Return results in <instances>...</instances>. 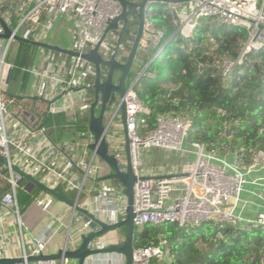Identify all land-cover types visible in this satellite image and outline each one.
Here are the masks:
<instances>
[{
	"label": "built area",
	"instance_id": "2783aa9c",
	"mask_svg": "<svg viewBox=\"0 0 264 264\" xmlns=\"http://www.w3.org/2000/svg\"><path fill=\"white\" fill-rule=\"evenodd\" d=\"M167 5V10L162 16L166 18L168 13L172 15L176 24L173 35L178 34L184 39L193 37L200 18H210L222 25L244 28L247 31V37L238 55L224 57L217 63L224 81L230 78L239 65L246 62L249 55L264 54V0H191ZM121 12L122 6L118 0H0V16L12 31L9 38L0 37V154L52 188L64 185L76 190L79 195L86 193V206L82 207L102 219L109 217L114 221L125 217L128 200L124 187L119 182L100 187L97 197L92 194L94 188L86 186L87 181L97 179L99 170L103 168L100 157L93 152L91 156L87 154L89 145L94 141L90 131L68 134L64 141L55 144L44 128H34L9 109L8 105L12 100L7 96L6 90L15 66L9 60V49L17 42L15 36L35 42H47L46 37L57 17L68 15L76 23L73 46L69 49L84 54L94 49L108 23L120 16ZM152 16L154 15L149 14L146 20L140 50L148 51L152 48L154 51L144 70L132 84L129 83L124 97L132 166L137 176L134 185L135 227L166 223H176L181 227L196 226L206 221L235 223L241 227L247 224L264 226L263 212L254 219H247L239 208L248 182L247 176L258 164H264V151L257 152L252 163L243 168L237 160L230 161L226 155L208 147L207 144L192 141L190 145L196 158L183 174L155 179L143 171L142 149L159 147L182 151L193 126V118L189 114H158L156 126L150 129L151 110L135 90L137 81L143 75H151L148 72L150 63L161 54L173 36L167 37L165 29L157 27L151 19ZM130 30V35L134 37L135 27ZM2 33L4 27L0 23V34ZM118 39V32L109 34L102 42L100 52L105 58H110L116 53V58L124 62L133 40H122L118 45ZM39 48V64L26 69L34 77L33 90L26 96L49 101L58 93L63 99V112H72V103L75 100L86 101L90 107L92 97L88 95L95 79L93 63L81 55L70 56ZM260 67L264 80V58L260 60ZM25 101L18 103L19 110L26 109ZM29 107L34 108V105L31 103ZM50 111L58 112L52 104ZM73 113L70 120L75 122L80 117L78 112ZM27 114L34 119L32 114ZM114 118L111 117L109 125ZM109 142L110 146L118 150L116 154L124 166L126 158L122 152L125 150V141L114 138ZM5 169L9 170L8 174ZM79 170L83 175L80 179ZM25 179L9 165L0 164V185L9 182L13 188L12 193L8 194L1 204L14 207L18 218L20 210L16 188ZM177 184H183L184 188L178 190ZM177 191L182 193L173 197V193ZM261 196L264 198V193H261ZM51 197L50 193L45 192L43 196L38 195L35 201L42 204ZM90 225L91 221L86 220L85 227ZM46 241L43 239L38 242L36 255L43 252ZM153 259H169L167 238H163L159 245L134 248L133 264H151ZM36 264L52 263L38 261ZM104 264L113 263L107 261Z\"/></svg>",
	"mask_w": 264,
	"mask_h": 264
},
{
	"label": "trees",
	"instance_id": "16d2710c",
	"mask_svg": "<svg viewBox=\"0 0 264 264\" xmlns=\"http://www.w3.org/2000/svg\"><path fill=\"white\" fill-rule=\"evenodd\" d=\"M166 10L164 4L161 5L157 12L151 13L154 15L151 19L170 37L176 24L171 14L166 18L162 16ZM130 32L129 28L123 41L133 40ZM246 37L244 28L225 26L210 18L199 19L192 38L184 39L174 34L161 54L150 63L148 72L151 75H143L135 85L140 99L151 110L150 129L156 126L158 114H189L193 118L190 131L193 141L205 143L222 154L235 152L239 160L252 163L254 155L264 151V80L260 67L264 54H254L226 81L217 67L220 59L238 55ZM16 45V55L10 59L15 66L6 90L12 100L9 109L34 128H44L55 144L64 141L68 134L88 131V116L73 122L63 111H50L48 100L23 94L30 77L26 69L34 65L36 56L33 45L24 42ZM18 86L21 94L17 92ZM90 92L93 93L92 88ZM24 101L27 106L21 111L17 105ZM31 103L34 108L29 107ZM5 172L8 174L9 170ZM28 183L25 179L16 188L20 213L43 191L37 185L29 191ZM56 189L71 196L64 185ZM12 191L9 182L0 186V203ZM163 238L169 243V259H153L151 264H264L262 225L241 227L213 221L184 227L176 223L148 224L135 227L133 244L135 248L159 245Z\"/></svg>",
	"mask_w": 264,
	"mask_h": 264
},
{
	"label": "water",
	"instance_id": "95a60500",
	"mask_svg": "<svg viewBox=\"0 0 264 264\" xmlns=\"http://www.w3.org/2000/svg\"><path fill=\"white\" fill-rule=\"evenodd\" d=\"M122 6V12L116 19L110 21L105 28L100 42L87 53L80 54L67 47L52 44L49 42H35L20 36H15L16 41L31 44L33 46L46 48L52 51L68 54L70 56L81 55L85 60L93 63L95 67V80L92 85L94 98L89 108V131L93 135L94 141L89 145L91 151L100 157L109 167L110 173L99 178L100 181L115 180L124 187V194L127 197L128 205L125 211V217L117 223H108L101 217L95 215L90 210L81 207L76 201L70 200L58 189L52 188L42 181L36 179L33 175L23 171L19 166L10 163V161L0 154V163L9 165L14 171L29 180L27 189L31 191L34 186H39L46 192L53 195L56 199L63 201L84 214L87 220L91 221L93 229L81 235V243L75 249H61L58 253L46 254L40 252L37 255H28L26 257H0V264H26L38 261L77 260L78 264H86L87 261L98 255L121 253L126 257V264H133L134 244L133 236L135 230L134 223V185L137 176L132 166L131 140L127 130V109L124 97L127 89L126 82L130 78L135 61L139 56L141 39L145 33V23L149 14L157 12L163 4L190 2L191 0H118ZM135 35L124 62L116 58L113 53L110 58H105L100 47L104 39L111 33L118 32L119 39L117 44L122 41L123 35L136 22ZM0 23L4 27V33L1 38H9L12 34L11 29L0 16ZM120 74L117 78L116 75ZM100 109L97 112V109ZM114 109L112 117L118 113L121 114L123 132L125 137L126 161L122 166L119 157L111 151L110 142L107 137L108 124L106 123V114L109 109ZM229 134V129H227ZM95 225V226H94ZM121 226L127 227L126 240L123 244L106 245L104 238L106 235Z\"/></svg>",
	"mask_w": 264,
	"mask_h": 264
},
{
	"label": "crops",
	"instance_id": "0c3cea01",
	"mask_svg": "<svg viewBox=\"0 0 264 264\" xmlns=\"http://www.w3.org/2000/svg\"><path fill=\"white\" fill-rule=\"evenodd\" d=\"M167 4H164V7L167 8ZM172 36V35H171ZM18 42V41H17ZM17 49L18 45H15ZM41 52V51H40ZM36 56V61L33 66L28 67L32 68L39 64V57ZM16 51L13 57H15ZM144 56L139 55L137 58V63L141 64L144 61ZM12 61V60H10ZM30 74L29 84L27 86L26 91L23 94H29L32 92L33 88V75ZM10 82L8 84L9 88ZM18 94L20 92V87L18 86ZM55 94V93H54ZM89 97H92V101L94 98V93H89ZM50 104L58 112H61L63 108V99L60 94H55L52 100H49ZM73 109L71 111H64L69 118L73 116V111L78 112V116L80 118L84 116H88L89 111H86L85 108L89 107L86 101L75 100L72 103ZM90 108V107H89ZM110 119L106 121L108 124L107 136L109 141L116 138V132L112 129L110 124ZM89 128V127H88ZM89 131V130H88ZM125 141V137H124ZM191 146V145H190ZM185 152L189 154V156L185 155ZM116 153V152H115ZM87 154L89 156L92 155V151L89 148L87 150ZM122 155L126 158V151L122 152ZM226 155V154H224ZM153 159L149 163L148 167L143 170L146 175L158 179L162 177L173 176L177 174H183L189 165L195 160V151L192 147L184 146V150L182 151H173L162 149L159 147H154L152 151ZM230 161H234L233 159L227 157ZM87 156V160H88ZM103 165V168L99 170L98 176L96 180H91L90 185H86L88 188L93 187L94 192L93 196L97 197L99 195L100 187L110 185L109 180L100 181L99 178L106 176L110 173V169L108 165L102 160L99 159ZM142 160V158H141ZM142 161V165H143ZM167 169L171 171L167 173ZM80 171V170H79ZM182 172V173H181ZM79 179L83 176L82 171H80ZM89 182V181H87ZM113 182L118 183L113 180ZM29 184V183H28ZM87 184V183H86ZM4 184L0 185L3 186ZM114 185V184H111ZM35 187V186H34ZM33 187V188H34ZM176 188L181 190L184 188L183 184H177ZM68 193L71 196H67L72 201H78V204L82 207L85 205L87 200V194L82 193L78 194L76 190L67 188ZM248 191V187L246 186L245 191L242 194L245 196V192ZM261 191V190H260ZM45 190L39 193V196H43L45 194ZM264 192V191H262ZM182 191H177L173 193V197L179 195ZM261 194V193H260ZM94 197V199H95ZM247 197V196H245ZM260 203V202H259ZM84 208V207H83ZM18 214L15 212L14 207L12 206H4L0 203V257H21L28 255H36L37 245L39 241L45 239L46 244L43 249V252L46 254H54L58 253L61 249L67 247V249H75L81 243V235L83 233H87L93 229V225L89 227H85V222L87 220L86 216L78 211H75L73 207L68 205L67 203L56 199L53 195L51 199H48L45 203H38L34 201L31 206H29L24 212L20 213V218L17 216ZM124 219V217H119L118 220L114 221L108 218H103L108 223H117ZM95 226V225H94ZM124 226H121L113 231H110L106 237L104 238V243L106 245L118 244L121 245L126 240L127 230L125 234ZM107 261H111L113 264H126V257L121 253H110V254H102L98 256H94L90 258L86 264H104ZM52 264H78L77 260H54L51 261ZM29 264H36V262H32Z\"/></svg>",
	"mask_w": 264,
	"mask_h": 264
},
{
	"label": "rangeland",
	"instance_id": "374dc122",
	"mask_svg": "<svg viewBox=\"0 0 264 264\" xmlns=\"http://www.w3.org/2000/svg\"><path fill=\"white\" fill-rule=\"evenodd\" d=\"M76 23L75 20L68 16V15H60L57 17L52 29L48 32V35L46 37V41L52 44H58L67 48H72L73 46V40H74V29H75ZM18 42H15L11 45L9 49V60L14 56L15 54V45ZM132 44V42H131ZM33 51L35 56H38L40 52V48L37 46H33ZM153 49L151 48L148 51L145 50H140L139 55L144 56V61L141 64L137 63V60L135 61V64L133 66L130 78L128 79V83L132 84V82L135 80V78L138 76L139 73H141L145 66H146V61L150 59L153 53ZM252 59L253 55H249L248 59ZM118 74L116 75V77ZM86 111H89V108H85ZM100 109L98 107L97 112H99ZM114 109H109L107 114H106V121L112 117ZM111 127L113 130L116 132V138L118 141H124V132H123V125H122V118L121 114L118 113L114 120L112 121ZM108 138H111L110 136H107ZM193 137L191 134L186 138L184 142V146L186 147H191L190 144L193 141ZM112 144V143H111ZM153 148H146L142 149L141 151V158L142 161L144 162L142 165V169L145 170L151 160L153 159L152 157V151ZM163 149V148H162ZM111 151L113 152H118V150L114 147L111 146ZM187 153L185 152V155ZM189 156V154H187ZM186 155V156H187ZM227 157L235 160H239V157H237L235 152H228L226 154ZM239 165L243 168H246L248 166V163L245 161H238ZM167 173H169L171 170L167 169L165 170ZM182 173V172H181ZM248 182L246 186L248 187V191L245 192V196L243 197V202L239 205L242 209V214L245 218L247 219H254L259 213L263 212L264 213V198L261 196L260 193H264V164H258L255 169L247 176ZM109 183L111 184H116V182H113V180H109ZM110 184V185H111ZM87 186L90 185V181L87 182ZM261 190V191H260ZM260 202V203H259ZM125 228V227H124ZM126 234V230H125Z\"/></svg>",
	"mask_w": 264,
	"mask_h": 264
},
{
	"label": "flooded vegetation",
	"instance_id": "af4514ba",
	"mask_svg": "<svg viewBox=\"0 0 264 264\" xmlns=\"http://www.w3.org/2000/svg\"><path fill=\"white\" fill-rule=\"evenodd\" d=\"M137 25V20H136V22H133V27H135ZM124 36L125 35H123V37H122V40H123V38H124ZM120 76V74H118V77ZM117 77V78H118ZM126 88H128V81L126 82Z\"/></svg>",
	"mask_w": 264,
	"mask_h": 264
}]
</instances>
